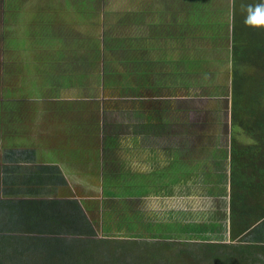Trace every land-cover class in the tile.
Instances as JSON below:
<instances>
[{"label": "rangeland", "instance_id": "obj_1", "mask_svg": "<svg viewBox=\"0 0 264 264\" xmlns=\"http://www.w3.org/2000/svg\"><path fill=\"white\" fill-rule=\"evenodd\" d=\"M139 4L151 10L145 18L149 22L145 26L147 29L143 30H136L140 20L135 14L134 7ZM235 4L236 0H48L38 7V12L30 3L24 7L9 4L7 6L9 11L24 10L26 14L34 15L40 21L49 24L47 28L50 32L45 38H36L34 42L31 41L26 52L20 51L14 54L8 52L15 62L14 72L5 74L0 71V79L3 77L6 79L0 84L3 87L0 89V121L4 123L5 120L13 118L14 114L19 118L17 121L19 135L4 137V133H0L2 145L28 148L37 144L44 149L51 148L46 151L38 150L39 163L37 166H55L49 160L54 162V156L56 157L59 153L53 150L62 152V155L66 153L59 144L62 137L73 140L75 144L82 143V138L85 137L87 144L97 143V138L100 139L103 136V125L105 127L110 118L114 119V121L110 120L111 124H117L120 113L134 105L132 100L136 91L144 93L141 84L150 88L159 82L155 79L151 83V77L148 79L157 69L164 77L170 75L175 82L178 72L191 74L193 78H198L199 81L189 79L188 82L191 84L189 85L190 95L196 91L195 96L197 97L195 98L200 100L197 112L201 115V121L207 123V120H203L206 110H208L209 122L214 117L212 112L216 113L221 108L226 115L227 127H230V89L219 86V79L217 81L215 79L217 71L224 70L221 78L227 77L229 81L228 53L231 46L229 32L232 19L234 15H245L241 5L254 4V2L241 1L237 3L234 10ZM103 19H106L107 24L103 23ZM98 20L103 24L99 32L93 33L97 39L91 43H89L90 39L83 40L85 42L81 46L83 51L77 52L75 51L76 44L82 39L75 38V46L69 49L67 44L69 40L66 37L77 36L79 29H88L91 22ZM27 28L30 32L31 30L33 33L37 32V28H33L31 24ZM217 29H221V37ZM153 30L156 31L155 36H151L152 38L148 40L146 35ZM37 36L40 37L39 33ZM101 44L105 46L102 47ZM66 48L72 51L62 52ZM141 52L150 61L146 69L139 62ZM5 53V49H0V56H2L0 60L4 61ZM179 63L184 64L182 71ZM228 66L229 70L226 71ZM182 73L178 75L182 76ZM236 79L238 80L237 86L242 87L243 81L240 78ZM40 80L50 81L48 90H42L43 83ZM169 83L174 87L173 83ZM204 100H208V107L204 105ZM27 104H31V109L23 112ZM37 108L38 111H35ZM188 108L189 106H186L185 111L190 114ZM113 111L117 113L113 114ZM178 111L175 109L176 114L173 115L175 123L170 121L171 125L175 124L177 127L180 124L181 126L186 124L189 126L188 120L181 117L183 114ZM38 112L40 115H37ZM106 113H109L110 117L105 116ZM21 117L22 120H20ZM30 119H36V125L34 129L26 132L22 130L21 123H31ZM90 122H97L94 126V133L84 130V126ZM140 122L141 120L138 119L136 124ZM126 123L130 124L127 120ZM222 128L220 130H224V126ZM128 130V135L133 136L134 130L131 128ZM224 131L227 133V146L222 145L220 140L213 139L212 143L221 145V148L215 150L213 154L220 158L228 154L230 159V142L231 139H238L235 133L239 130L230 127V130ZM6 141L15 142L17 145H7ZM174 143L184 145L187 141L176 138ZM92 157L94 158V155ZM98 161L102 166V177L95 185L91 183L94 177H91L90 173L85 178H74L70 183L75 198L83 202L84 210L87 211L93 206L92 203L101 206V197H96L97 194L91 196V193L92 189L97 186L100 188L102 179L105 180L102 186L103 191H101V194L107 195L108 204L105 207L122 208L124 212V220L120 215L117 219L122 222L117 238L185 239L203 240L204 242L219 241L220 243H223L220 240L221 236L228 238L229 235L223 233V228L229 233L228 211L227 215L216 212L219 215L214 223L205 222L210 219L208 216H204L203 219L200 215L202 212L199 214L194 212V209L199 208L200 202L204 205L218 196L223 198V195L229 193L226 171L224 166L223 168L221 165L218 166L219 163L215 164L218 168L214 170L207 169L208 167L194 169V171L203 170L207 173L219 171L220 174H217L216 178L225 182L221 191L216 192L206 184L210 179L213 180L211 177L213 175L183 177L180 174L173 179L167 178V174L164 176L165 174L161 172V177L164 176L163 181H173L174 195L176 192L179 196L176 195L173 200H164L159 197L142 200L144 205L148 204L155 208L146 214L141 211V206L134 204L133 193L129 192L130 195L125 198L120 196V191L125 189L124 181L119 179L118 174L112 168L110 172L107 171L106 162ZM93 165L94 163L90 168ZM161 166H163L161 163H155V167ZM112 167L118 168V165L113 163ZM60 169L64 171V168ZM84 169L87 171V168ZM64 172L63 174L67 176ZM78 189L85 191V196L81 195ZM111 193L115 196L110 198L108 194ZM125 199H132L131 204L124 203ZM222 207L224 204L222 206L220 204V209ZM183 213L189 221V227H187L188 224L182 225L179 221ZM173 214L176 216L172 218ZM86 215L89 218V215ZM134 216L137 219L136 224L132 220ZM2 218L4 217L0 215V225L5 222ZM90 219L101 221L103 215L100 212L91 215ZM210 233L211 235L208 236ZM98 237L104 236L99 234ZM65 246L64 243L56 246L53 253L60 255ZM93 257H97L96 253ZM159 259L158 255H155L152 258L136 259L135 262L136 264H158ZM184 259L187 260V258ZM203 263L216 264L212 261H203Z\"/></svg>", "mask_w": 264, "mask_h": 264}, {"label": "trees", "instance_id": "obj_2", "mask_svg": "<svg viewBox=\"0 0 264 264\" xmlns=\"http://www.w3.org/2000/svg\"><path fill=\"white\" fill-rule=\"evenodd\" d=\"M259 2L254 0V4ZM244 18L245 15H234L232 19L228 54L233 66L230 122L232 128L239 130L235 133L238 141L230 142L228 238L221 236L223 243L99 240L83 202L72 195V188L63 177L65 171L74 179L72 170L89 167L85 156L78 153L68 165L66 158L71 154L53 150L59 153L54 162L49 160L55 166L39 167L38 150L46 151L42 146L4 147L0 141V215L5 221L0 225V264H136V259L155 255L160 258L158 264H264V29L246 26ZM9 59L14 61L10 56ZM236 78L243 81L242 87L237 86ZM40 82L42 90L50 83ZM30 107L31 104L25 105L23 112ZM18 120L13 114L5 124L17 125ZM30 120L26 123L29 128L24 126L26 132L35 128L36 119ZM17 129H12L9 136L19 135ZM0 131L3 132L1 125ZM117 137L115 133L107 134V143L117 144ZM64 139L65 136L62 143ZM112 194L109 195L115 196ZM223 233L227 234L224 228ZM62 243L66 246L60 255L54 254L53 249Z\"/></svg>", "mask_w": 264, "mask_h": 264}, {"label": "crops", "instance_id": "obj_3", "mask_svg": "<svg viewBox=\"0 0 264 264\" xmlns=\"http://www.w3.org/2000/svg\"><path fill=\"white\" fill-rule=\"evenodd\" d=\"M135 14L140 20L139 27L136 30H143L147 29L145 28L146 25H148V21L145 20L147 14L151 11L147 6L143 4H139L138 6L134 7ZM103 15H104V9H103ZM102 15V16H103ZM103 23H106V19H103ZM99 20L95 22H91L90 24H96L101 25L103 24ZM78 31H83L79 29ZM156 31L153 30L150 33H148L146 36L148 37V40H150L152 37L155 36ZM75 36L70 35L69 36V42L71 44H74L75 42ZM166 59V58H165ZM229 70L226 68V71ZM151 83L154 82L155 79L159 80L157 84H154L150 88L141 84V88L144 90V93H138L136 91L135 97H133L134 105L132 107H128V109H125L122 111L117 119V124H111V121L114 119L110 118L106 124L105 127H116V128H122V133L124 132L126 136H124V144L121 148L119 145H110L105 142V139L103 138L104 135L106 137L107 133L103 132V136H101L100 139H97V143L94 144H87L86 140L87 138H82V143H74L73 140L69 141V139L63 140V143H59L62 145V150L68 152V154H71L70 157L66 158L65 164L69 165V162H71L73 159L77 158L79 156L78 153H81V155L85 156V160L90 162V166L92 163H94L93 167L90 168V166L86 167L87 171L85 169H80L78 171H73L74 176L76 179L78 178H85L86 176L94 177V180L91 182L92 185H95L97 181H100V178L102 177V166L99 163L98 160H101L103 162L107 163V171H111V168L118 174L119 179L124 181L125 183V189L123 191H120V196L122 197H128L130 194L129 192L133 193L135 197L134 204L141 206V211L148 214L149 211L154 210V207H150L148 204L144 205L142 203V200L151 199V198H162V199H168L173 200V198L179 196L178 193L175 192L174 195V183L173 181H163L162 177L166 176L167 178H175L177 176H180L182 174L183 177L186 176H210L213 177V180L210 179V181H207L206 184L214 191L217 190L221 191L222 186L224 185V180L216 178L217 174H220L218 170L216 171H194V169H205V167H208L207 169H215L218 168V166L221 165V167L225 169V175H227L228 186H229V165H230V159L228 157V154H225L224 158H220L215 156L213 153L216 152L215 150H219L221 148V145H215L212 143L213 139L220 140V143L224 146L226 145V131L222 132L220 129L222 128V122H219L220 120L217 116V112H212V115L215 121H212V127L211 129L202 128L200 130H195L193 132H188V129L185 131H180V127H177L175 129H172V125L170 122L171 115L175 112L176 106L178 103L176 100H181L182 103L189 101L191 102L188 110L189 113L193 114V109L196 108L199 109L200 100L199 98H195L197 96L196 91H194L195 95L192 94L190 96V93L188 91V83H185V79L182 77H177L176 82L171 78V76L164 77L161 75V72L157 69L155 70L151 75ZM173 83L174 87L169 83ZM189 88H191L189 86ZM179 93H178V91ZM142 92V91H141ZM181 94V95H180ZM230 104V101H229ZM204 105L208 107V100H204ZM208 110L205 111V115H207ZM117 113L113 111V114ZM105 116L110 117L109 113H106ZM141 120V122L144 124V130L146 133H139L137 135L135 134L132 136V134L128 135V129L131 128V130H134V127L137 123V121ZM111 120V121H110ZM126 120L130 123L127 124ZM125 121V123H123ZM150 126V128H148ZM231 127V126H230ZM230 127H227L226 118H225V130L229 129ZM188 128V127H187ZM84 130H88V128H84ZM137 130H139L137 128ZM134 134V133H133ZM196 136H202L203 140L201 142L196 141ZM176 138L186 140L187 143L184 145H177L174 143V140ZM85 142V143H84ZM226 148V147H225ZM50 149V148H46ZM94 155V158L92 157ZM134 157L136 158L137 165L135 163H132L130 160L127 159V157ZM125 158L123 161L122 159ZM116 163L118 165L117 167H112V164ZM155 163H161L163 166L161 167H155ZM206 163V164H205ZM214 163V164H213ZM219 163L218 166L215 164ZM121 165H123L121 167ZM167 165V166H166ZM110 166V167H109ZM56 167H60V165H56ZM109 167V168H108ZM162 167H167V169H164ZM63 168V167H60ZM94 168V169H93ZM93 169V170H92ZM187 171V172H186ZM158 172H163L165 175L161 177V175H158ZM179 172H186V173H179ZM66 179V175L63 176ZM216 179V180H215ZM73 180V176H68V182L70 188H72V184L70 181ZM188 183V181H186ZM192 182H194L192 180ZM103 184H105V180L102 179L100 188L97 186L96 188L92 189L91 196H93L96 193V197H101V200L103 201V196L101 194V191H103ZM230 189V187H229ZM81 195L85 196V191L78 189ZM230 191V190H229ZM72 195L74 194V190H72ZM109 195V194H108ZM210 194H208V197ZM72 199V196H69ZM111 198L112 196L109 195ZM192 198V197H191ZM184 199V198H183ZM212 199V198H211ZM126 200V201H125ZM123 200L124 203H130L132 199H125ZM229 200V193L225 196L223 195V198L218 196L216 199L208 201L207 204L202 205V202H200L199 208L194 209V212H197L204 219V216H208L210 220H206L205 222L208 223H214V220H217L219 214L218 212H222L224 215L229 216V209H227V202ZM220 201V202H219ZM221 206L224 204V207L220 209ZM92 207L88 208L87 214L89 215V220L93 224V227L95 229V232L97 235L102 234L104 237H98L99 240H115V241H133V238L130 239H122L117 238L119 232V228L122 224L121 221H117L118 216L120 215L122 219L124 220V212L122 208L118 207H99L97 208L96 203H92ZM179 206V205H178ZM183 206V205H181ZM216 206V207H215ZM218 208V209H217ZM101 209V210H100ZM220 209V211H218ZM103 215V220H93L90 219L91 215L100 213ZM206 212V213H203ZM217 212V213H216ZM183 213L181 217L179 218V221L181 224H185L189 227V221L186 220ZM176 216V214H173L172 218ZM147 217V216H145ZM133 223L136 224L137 219L134 216L132 218ZM114 223V224H113ZM113 224V225H112ZM118 224V225H117ZM191 224V223H190ZM112 225V226H111ZM111 228V232L108 231V229ZM227 232V236H228ZM208 234V236H210ZM142 239V240H140ZM128 240V241H127ZM136 241H149V239L138 238L135 239ZM155 241V240H154ZM203 241V240H201ZM204 242V241H203ZM210 243H214L210 241ZM216 243H219L218 241Z\"/></svg>", "mask_w": 264, "mask_h": 264}, {"label": "flooded vegetation", "instance_id": "obj_4", "mask_svg": "<svg viewBox=\"0 0 264 264\" xmlns=\"http://www.w3.org/2000/svg\"><path fill=\"white\" fill-rule=\"evenodd\" d=\"M240 1V0H236V3ZM244 1V0H242ZM46 2H48V0H0V49H5L6 53L3 56H6V58L4 59V61L0 60V71L5 73V74H9V73H13L14 70L13 69V64L14 61L9 59V54L8 52H11L12 54L16 53V52H26L25 50L28 51L29 49V44L32 43L31 41L34 42V39L36 38H45L47 36V34L50 32V30L47 28V26L49 24H45L43 21H40L38 19V17L34 16V15H28L25 13L24 10H12L9 11L8 10V5L11 4V6H20V7H24L26 4L30 3L33 5V7L35 8V11L38 12V7L45 4ZM6 6V8L4 7ZM8 13V14H7ZM29 24H31L33 26V28H37V32L39 33V36H37V32H34L31 30V32L29 31V29L27 28L29 26ZM88 29H84L83 31H77L78 35L75 36V38L78 39H82L79 40L76 44L75 47V51L79 52V51H83L82 49V43L83 40H89L91 43L93 40L97 39L96 36H93L94 32H99L100 25H96V24H89L88 25ZM219 37H221V29H217ZM229 34L231 35V31L229 32ZM3 35V37H2ZM66 39L69 40V36L66 37ZM67 44L69 45V49L75 46V42L74 44H71L69 41L67 42ZM231 44H232V35H231ZM102 47L105 46V44H101ZM135 46V45H134ZM231 49V46H230ZM230 49H229V53H230ZM53 52H56L55 50H52ZM66 51H72V50H68V48H66V50H62V52H66ZM228 53V54H229ZM2 56H0L1 58ZM140 60L139 62L143 65V68L146 69L150 63V61L147 59V57L141 52V55L139 56ZM230 64V76H229V81L228 78H221V76L224 74V70H220L217 71V78L215 79L216 81L219 79V86L221 87H225V88H229L230 89V99H231V83H232V75H233V66L231 61H229ZM181 71L183 70V65L179 63ZM190 72V71H189ZM182 72H178L177 77H182L185 79V83H188V91L190 93L191 88H189V85H191L188 80H198V78H193L191 76V74H184L182 73V76H179L178 74H180ZM148 79H150V76L148 77ZM6 79L3 77L0 79V84L5 81ZM229 82V83H227ZM3 87L0 85V89H2ZM178 91V90H177ZM179 93V91H178ZM192 94L195 95L194 91L192 92ZM181 95V94H180ZM191 96V95H190ZM176 102L181 103L178 104L176 106V109H178V113L183 114L181 117H183L185 120H188L189 122V126L185 124V126H181L180 124V131H185L188 129V132H193L196 129L200 130L202 128H207V129H211L212 121H215L216 119L212 118L209 120L208 122V115H204L203 120H207V123H203L201 121V115L197 112V109L194 108L193 110V114H188L186 113L185 109L186 106H190L191 102L186 101L182 103V98L181 100H176ZM208 113V112H207ZM176 112H174L171 117L172 119H170L171 122H174V118L173 115H175ZM185 115V116H184ZM217 116L220 119V122H222V126H224V130H225V118L226 115L224 113V111L220 108L219 111H217ZM180 117V118H181ZM6 122V120H5ZM5 122L3 123L2 121H0V125L2 126V131H0V133H5L7 136L11 135L14 131H12V129L18 128V126L16 124H5ZM180 122V120H179ZM97 122H90L89 124L85 125L84 128H88L90 131H92V133L95 132V124ZM175 123V122H174ZM22 124V130H26L27 127L29 128V126L27 124L21 123ZM27 126V127H24ZM179 127V126H177ZM175 124H172V129L177 128ZM188 127V128H187ZM137 128L139 130H137ZM223 129V128H221ZM224 130H221L222 132H224ZM18 130H15V132H17ZM103 132H105V134H118V137L115 138L117 144H111V145H119L121 148L123 147V145H125L123 143L124 141V136H126V134L123 132L122 133V128H116V127H104L103 125ZM134 134L133 136L137 133H146V131L144 130V124L142 122L138 123L135 125L134 127ZM105 139V142L107 141V138L103 137ZM99 139V138H97ZM203 140L202 136H196V141L197 142H201ZM128 160H130L132 163H135L137 165L136 162V158L134 157H127ZM123 161L125 160V158L122 159ZM126 161V160H125ZM123 165H121L122 167ZM164 169H167V167H162ZM158 175H161V172L157 173ZM100 193V192H99ZM98 194V193H96ZM103 196V201L101 202V206H98L97 204V208L99 207H103L105 208V205L107 203V195L106 194H102ZM91 209V208H90ZM89 210V209H88ZM87 210V211H88ZM86 211V214H87Z\"/></svg>", "mask_w": 264, "mask_h": 264}, {"label": "clouds", "instance_id": "obj_5", "mask_svg": "<svg viewBox=\"0 0 264 264\" xmlns=\"http://www.w3.org/2000/svg\"><path fill=\"white\" fill-rule=\"evenodd\" d=\"M250 1L254 2V0ZM239 2L241 1H238L237 3ZM241 8L245 13L243 22L246 26L253 29H264V0H261V2L255 4L241 5ZM232 14L234 15V11ZM66 181L69 184L68 175L66 176Z\"/></svg>", "mask_w": 264, "mask_h": 264}]
</instances>
